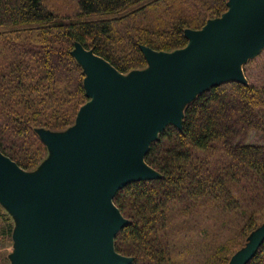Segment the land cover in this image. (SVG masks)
I'll list each match as a JSON object with an SVG mask.
<instances>
[{"label": "trees", "instance_id": "1", "mask_svg": "<svg viewBox=\"0 0 264 264\" xmlns=\"http://www.w3.org/2000/svg\"><path fill=\"white\" fill-rule=\"evenodd\" d=\"M227 1L0 0V151L34 171L48 155L37 129L72 125L86 99L76 42L127 74L147 66L140 45L183 47L184 30L220 16ZM118 15L128 22L120 24ZM183 113L182 127L168 124L144 156L161 176L134 180L113 195L129 220L114 247L133 257L129 264H179L165 229L172 208L207 199L235 211L254 194L264 196V84L220 82L197 93ZM262 219L251 213L238 238L219 245L204 264H228ZM6 220L3 235L12 228ZM258 248L246 264H264V240Z\"/></svg>", "mask_w": 264, "mask_h": 264}, {"label": "water", "instance_id": "2", "mask_svg": "<svg viewBox=\"0 0 264 264\" xmlns=\"http://www.w3.org/2000/svg\"><path fill=\"white\" fill-rule=\"evenodd\" d=\"M227 10L172 51L140 45L147 66L127 74L81 43L75 59L85 94L65 131L38 128L50 156L26 171L0 151V202L14 214L12 264H129L114 237L129 222L113 201L134 180L160 172L144 156L168 125L182 127L183 108L220 82H246L242 62L264 47V0H228ZM264 240V223L230 257L246 264Z\"/></svg>", "mask_w": 264, "mask_h": 264}, {"label": "rangeland", "instance_id": "3", "mask_svg": "<svg viewBox=\"0 0 264 264\" xmlns=\"http://www.w3.org/2000/svg\"><path fill=\"white\" fill-rule=\"evenodd\" d=\"M53 1L61 2L62 0ZM66 1L63 0L65 3ZM116 17L119 18V23L123 25L122 22L125 19H121L120 15ZM125 22H128V20H125ZM241 64L246 82L258 85L264 84V47L259 53ZM88 100L89 97L86 94L83 103ZM75 119L72 124H74ZM51 131L60 133L56 130ZM47 153L48 155L42 161L50 156L48 148ZM254 195L256 196L253 197V202L247 201L249 205L242 202L241 206L235 211L224 209L221 204L207 199L198 201L183 209L178 206L172 208L168 212L169 220L165 228L167 240H169L168 249L172 259L179 264H204V259L208 254L215 252L219 245L227 239H237L238 233L251 213L264 216V196ZM0 213L4 214L3 217L0 215V264H12V258H10L11 253L14 251L12 231L18 223L14 214L7 207H4L1 202ZM6 218L12 224V228L7 235H3L1 227L5 224ZM262 223H264V219L257 222V227L254 230L259 228ZM254 230L249 232L244 244Z\"/></svg>", "mask_w": 264, "mask_h": 264}]
</instances>
